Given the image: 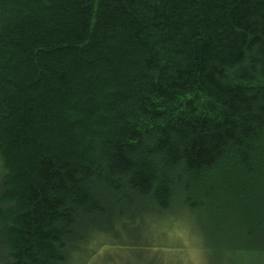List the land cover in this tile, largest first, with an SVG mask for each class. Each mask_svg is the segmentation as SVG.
Here are the masks:
<instances>
[{
  "label": "trees",
  "instance_id": "1",
  "mask_svg": "<svg viewBox=\"0 0 264 264\" xmlns=\"http://www.w3.org/2000/svg\"><path fill=\"white\" fill-rule=\"evenodd\" d=\"M174 206L264 254V0H0V264Z\"/></svg>",
  "mask_w": 264,
  "mask_h": 264
},
{
  "label": "rangeland",
  "instance_id": "2",
  "mask_svg": "<svg viewBox=\"0 0 264 264\" xmlns=\"http://www.w3.org/2000/svg\"><path fill=\"white\" fill-rule=\"evenodd\" d=\"M93 233L70 264H264V254L232 249L185 210L129 212Z\"/></svg>",
  "mask_w": 264,
  "mask_h": 264
}]
</instances>
